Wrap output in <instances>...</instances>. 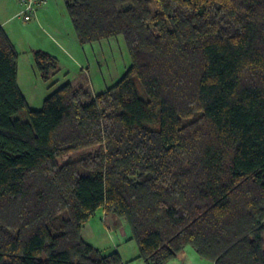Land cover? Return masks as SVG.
Segmentation results:
<instances>
[{
	"label": "trees",
	"instance_id": "16d2710c",
	"mask_svg": "<svg viewBox=\"0 0 264 264\" xmlns=\"http://www.w3.org/2000/svg\"><path fill=\"white\" fill-rule=\"evenodd\" d=\"M65 8L81 45L123 35L130 65L103 91L64 82L32 109L0 25V264H123L82 236L98 208L126 221L146 264L187 247L264 264V0ZM33 59L55 86L57 58Z\"/></svg>",
	"mask_w": 264,
	"mask_h": 264
},
{
	"label": "crops",
	"instance_id": "0c3cea01",
	"mask_svg": "<svg viewBox=\"0 0 264 264\" xmlns=\"http://www.w3.org/2000/svg\"><path fill=\"white\" fill-rule=\"evenodd\" d=\"M61 3L56 2V0H46V3L35 12L31 20L24 21L21 17V5L19 0H0V25L19 52L17 61V84L21 57H24L23 55L25 54L32 56L27 66L24 68L23 76V84L31 98L29 99V96L24 94L19 84L18 86L28 106L33 109L34 106H31V102L29 101L36 99V95L39 93V85L37 82H45L35 66L33 51L42 49L57 57L59 61L60 55L69 57V51L71 52L70 48L76 46L77 38L72 23L67 15L65 4L63 5ZM59 68V72L53 78L57 83L59 79H57L56 76H58L62 70L60 65ZM104 216L110 226L115 229H122L123 236L127 232L126 237L123 238L122 236L117 243L113 244L114 247L110 248L108 251L116 250L123 264H146L142 259L137 258L139 253L138 248L133 244L132 239H130L131 233L128 228H123V219L112 214L106 215L104 213ZM106 250L105 252H108ZM205 262L197 253H192V251L185 249L166 264H205Z\"/></svg>",
	"mask_w": 264,
	"mask_h": 264
},
{
	"label": "rangeland",
	"instance_id": "374dc122",
	"mask_svg": "<svg viewBox=\"0 0 264 264\" xmlns=\"http://www.w3.org/2000/svg\"><path fill=\"white\" fill-rule=\"evenodd\" d=\"M66 1L69 0H56V2H62L61 4L63 5ZM77 41L76 46L70 48L71 52L69 51V57H66L65 55H60L59 57L60 59L58 62L60 67H62V70L59 75L56 76V78L59 79L58 83L55 86L48 87L50 81L37 82L39 85V93H37L36 99L29 101L31 102V106H34V109H40L44 97L48 96L56 87H58V85L63 84L64 82H70L74 87L83 86L92 93L103 91L115 83L130 65V55L125 39L121 34L112 38L83 45ZM23 56L24 57H21L20 62L18 84L24 94L29 96L23 84V76L24 68L27 66L29 59H31L32 56L29 54ZM30 98L31 96H29V99ZM17 116H23V114L18 113ZM123 221V228L127 227L129 230L126 221L124 219ZM121 230V228L115 229L110 226L105 219L103 209L98 208L84 223L82 236L88 242H91L104 251L106 249V251H108L110 248L114 247L113 244L117 243L118 240L122 238L123 233ZM126 233L123 238L126 237ZM132 241L137 247L136 242L134 240ZM186 250L192 251V253L195 252L191 247H187ZM203 261H206L205 264H213L204 259Z\"/></svg>",
	"mask_w": 264,
	"mask_h": 264
},
{
	"label": "built area",
	"instance_id": "2783aa9c",
	"mask_svg": "<svg viewBox=\"0 0 264 264\" xmlns=\"http://www.w3.org/2000/svg\"><path fill=\"white\" fill-rule=\"evenodd\" d=\"M21 5V17L24 21L31 20L37 9L42 7L46 0H19Z\"/></svg>",
	"mask_w": 264,
	"mask_h": 264
}]
</instances>
